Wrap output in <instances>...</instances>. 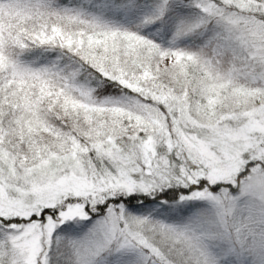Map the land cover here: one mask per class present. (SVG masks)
<instances>
[{"label": "snow or ice", "instance_id": "6c2138e0", "mask_svg": "<svg viewBox=\"0 0 264 264\" xmlns=\"http://www.w3.org/2000/svg\"><path fill=\"white\" fill-rule=\"evenodd\" d=\"M0 264H264V0H0Z\"/></svg>", "mask_w": 264, "mask_h": 264}]
</instances>
